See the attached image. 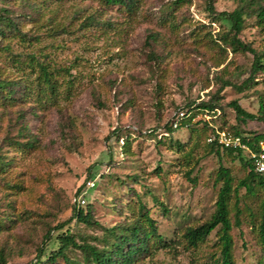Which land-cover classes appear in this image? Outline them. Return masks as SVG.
Segmentation results:
<instances>
[{"label": "rangeland", "instance_id": "1", "mask_svg": "<svg viewBox=\"0 0 264 264\" xmlns=\"http://www.w3.org/2000/svg\"><path fill=\"white\" fill-rule=\"evenodd\" d=\"M238 6V0L215 3L218 13ZM205 7V0H143L137 13H128L99 0H0V10L22 16L15 18L26 21L24 30L32 37L30 42L8 41L13 53L23 61L35 56L49 63L64 76L59 81H75L71 99L57 105L39 104L33 97L13 107L0 103V154L12 161L0 176V219L14 220L0 233V255L7 264L34 263L42 247L49 254L55 243L46 237L61 223L64 229L52 230L53 237L68 231L89 240L101 237L99 228L71 221L81 194L95 221L105 227L125 223L131 209L138 211L139 198L147 204L169 246L138 264L213 260L212 253H218L216 232L199 252L186 247L183 234L214 213L220 166L230 170L235 183L247 170L237 158L207 153L209 134L213 127L230 132L237 127L248 142L256 143L264 123H240L230 103L237 101L247 112L258 114L264 74L242 88L252 75L254 55L229 49L218 67L225 54L208 41H197L194 33L198 23H209ZM230 29L231 22L223 17L204 31L217 35ZM241 39L257 52L264 50V27L255 17L246 19ZM11 60L0 53V66L9 65V71L20 76ZM200 104L216 108H196ZM181 113L195 115L196 130L181 128L164 137L167 125H179ZM116 128L123 136L131 135L126 148L113 134ZM28 141L32 148L17 149L16 143ZM176 141L185 150L179 151ZM91 179L96 187L80 193ZM260 201L261 195L247 196L240 190L245 214L243 226L233 230L237 264H256L260 256L249 217L258 212ZM69 256L81 258L79 253Z\"/></svg>", "mask_w": 264, "mask_h": 264}, {"label": "trees", "instance_id": "2", "mask_svg": "<svg viewBox=\"0 0 264 264\" xmlns=\"http://www.w3.org/2000/svg\"><path fill=\"white\" fill-rule=\"evenodd\" d=\"M99 1L106 6L119 7L121 10L128 11V13H137L143 2V0ZM181 1L185 2V0ZM205 1L204 14L209 23H198V26L194 30L197 41H208V43H212L216 48H220L221 52L225 54L226 58L217 63L218 67L224 64L228 58V49L235 54L252 53L254 55L252 75L241 85L242 88H246L252 82H255L254 78L257 74H264V50L257 52L251 44L242 41L241 34L245 28L247 18L255 17L258 24L264 27V3L261 0H238L239 6L234 11L218 13L215 9L217 0ZM177 3L179 2L175 1L174 6ZM175 8L172 10L173 12L176 10ZM11 12L13 11L7 8L0 10V53H7L9 58H12L13 68L21 75L16 76L10 72L11 66L9 65L8 67L6 65L0 66V103L5 107H13L32 97L39 104L50 103L57 105L61 99L70 100L75 91L74 79L59 81V77L63 75L60 74L59 70L51 68L49 63L45 64L35 56H32L27 61H23L18 55L13 53L8 41L19 38L20 41L30 42L32 41V37L24 30L26 21L23 20V22L16 19L22 16L16 17L14 15L15 18L11 15ZM221 17L228 18L231 22V29L229 31H223L217 35H214L212 31H204V29H208L213 23L222 19ZM23 19L30 18L23 16ZM173 26H175L174 23ZM33 76L35 77L33 78ZM229 85L231 83H226V86ZM230 106L235 111L236 120L240 123L245 124L249 120H259L264 123V100L260 102L258 114L247 112L237 101L230 103ZM196 108L209 109L212 112L216 107L210 104H200ZM194 116H188V114L184 113L181 119L177 117L176 120H179L178 127L174 129L173 124L167 125L168 128L165 127L166 136L164 137L173 136L181 128L187 127L196 130L192 126ZM208 126V124L203 125L204 131L202 132L205 140L208 138ZM213 128L212 132L216 130L227 131L232 135L242 136L247 141V136L242 135V131L237 127H233V132L216 129V127ZM122 132L120 128H116L113 134L117 135L119 141L123 139L125 142L123 146L125 147L130 143L131 135L123 136ZM152 132L156 133L157 130ZM255 138L256 143L251 144L247 142L257 151L258 144L264 141V133L257 135ZM176 142L178 143V141ZM16 144L18 150H29L34 146L30 141L26 144ZM178 146L179 151L185 150L184 144L178 143ZM206 147L209 154H215L220 158L227 154L241 160L242 165L247 170V175L244 179L235 183V178L232 176L230 170L224 166H220L216 176V183L220 185V190L215 204V211L211 218L203 224L186 228L183 234L184 244L188 249L199 252L208 244L210 236L216 232L217 242L215 246L219 254L213 252V260L204 264H237L233 230L235 228L240 229L244 224L245 209L240 207V190L244 189L247 196L261 195L258 212H250L249 217L253 224L252 227L257 234V242L260 247V256L256 264H264V173L256 172L252 159H250L248 154L240 150L227 149L216 143L209 142ZM128 152L129 150H124L123 153ZM11 162H7L6 157L0 154V176L8 172ZM84 187L79 189L80 193ZM152 198L153 200H158L155 196ZM137 202L139 204L138 211L131 209L132 213L127 218L128 220L113 227H105L95 221L89 204L86 203L81 207L75 204L71 221L75 220L78 224L99 228L102 231L101 237H91V241L79 238L76 233H70L69 231L53 237L51 235L52 230L58 232L64 229L66 224L61 223L50 229L46 237L48 242L53 241L55 243V247L51 249L49 254H46L47 249L42 247L37 255L36 262L31 264H138L152 257L156 251L168 247L169 244L163 234L160 233L156 219L150 215L147 204L142 199L140 200V198ZM233 212H235L234 216ZM13 221L11 216H8L6 219L1 218L0 233L7 230L8 224ZM71 252L79 253L81 258H71L69 256ZM0 264H7L4 255H0Z\"/></svg>", "mask_w": 264, "mask_h": 264}, {"label": "built area", "instance_id": "3", "mask_svg": "<svg viewBox=\"0 0 264 264\" xmlns=\"http://www.w3.org/2000/svg\"><path fill=\"white\" fill-rule=\"evenodd\" d=\"M181 116L184 114L181 113ZM178 127V123H175V128ZM209 142L216 143L227 149L240 150L252 159L255 170L258 173H264V142L258 144V150L255 151L250 144L245 141L241 136H235L227 131L216 130L209 135ZM96 187V180L91 179L85 183L84 191L92 190ZM85 193V192H83ZM75 204L78 207L84 206L86 204L85 194H81L76 200Z\"/></svg>", "mask_w": 264, "mask_h": 264}]
</instances>
